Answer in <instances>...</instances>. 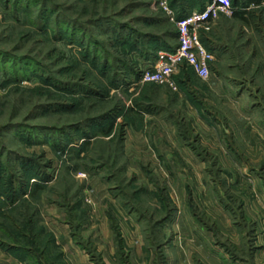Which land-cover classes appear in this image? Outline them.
Returning a JSON list of instances; mask_svg holds the SVG:
<instances>
[{"label":"rangeland","instance_id":"obj_1","mask_svg":"<svg viewBox=\"0 0 264 264\" xmlns=\"http://www.w3.org/2000/svg\"><path fill=\"white\" fill-rule=\"evenodd\" d=\"M199 1L0 0V224L14 223L7 216L26 201L20 202V194L11 201L12 196L26 187L24 198L38 211L35 228L43 229L42 239L53 241L64 264L237 263L229 255L226 261L215 259L212 246H220L222 237H227L226 255L240 244L231 240L233 233L222 235L219 229L211 244L206 231L212 228V211L201 176L223 168L241 173L245 181L252 172L264 176V163L251 161L256 158L251 146L246 149L251 156L240 163L208 161L204 149L212 150L208 144L215 136L186 109L190 101L180 106L170 95L204 93L207 82L187 74V85L176 84V91L132 82L134 68H151L143 66V56L152 57L153 65L167 52L161 47L176 46V15L183 8L197 10ZM197 101L203 107L196 102L193 107L203 120L210 115V123L224 125L225 116L213 115L205 100ZM253 101L257 104L246 100ZM136 105L151 107L138 108L141 125L130 114ZM175 106L196 130L193 139L185 125L170 124ZM244 113L247 124L258 123L263 114ZM158 132L170 141L165 150L174 151L177 161L145 152L146 140ZM256 202L264 214L263 203ZM253 240L250 236L245 246L253 249ZM240 253L235 256L242 258ZM252 260L247 261L264 264V249ZM0 264L29 263L0 246Z\"/></svg>","mask_w":264,"mask_h":264},{"label":"crops","instance_id":"obj_2","mask_svg":"<svg viewBox=\"0 0 264 264\" xmlns=\"http://www.w3.org/2000/svg\"><path fill=\"white\" fill-rule=\"evenodd\" d=\"M243 19L246 21H243ZM202 37L206 49L214 57V61L210 64L211 77L206 83L208 88L204 93L199 91L197 93H177L178 96L176 94L170 95H173V97L180 101V106L183 105L182 102L184 100L190 101L189 104L191 106L185 102L186 109L189 111L193 110L197 117L211 130V136H215L216 139L214 138L215 142L212 143V146L208 144L212 150L204 149L209 162L216 160L219 164H223V162L240 163L245 158L251 156H247L246 153L248 152L246 150L247 147L251 146L253 152L256 153L253 156L256 158H253L251 161L263 164L264 148L262 152L261 149L264 147V144H262L264 142V137L262 138V134L264 136V119H262L264 114V10H253L244 16H241L240 12H235V16H232V18L221 16L207 32L203 33ZM244 86L247 89H244ZM249 87L250 90L248 89ZM251 98L257 101V104L254 101L246 102V100ZM198 99L205 100L207 109L212 111L213 115L221 114V116H225L227 119L223 123L224 125L216 121L215 123L217 125H213V122L210 123V115H207V120H203L200 114L201 110L193 107L195 102L198 104L197 106L203 107V103L197 101ZM232 100H235V102ZM235 104L237 105L236 107L233 106ZM177 108L176 106L172 108L175 115L171 114V116L175 122L170 124L174 126V124L176 125L179 122L180 127H184L185 125L187 131L184 132L190 136L188 139H193L192 136L196 135V130L190 124L191 122L188 125L184 123L183 117L177 114L175 110ZM245 110L251 111V113L253 112L252 114H255V111L263 113L260 115L261 120L259 119L258 123L256 122L257 124L255 122H253L254 124H247L245 122L246 117L243 115L245 114ZM225 111H229L228 114H231L233 118L226 116L227 113ZM237 114H242V119L239 117L237 119ZM248 116H250V121L251 119L254 121L255 115L248 114ZM255 125L258 126V129L253 128ZM216 126H218L219 130L221 129L220 133ZM149 129L152 131V127ZM174 131L176 132V130ZM178 136L183 137L181 130ZM152 137V139L148 138L145 142V145L148 146V151L145 152L149 153L150 158L161 159L164 160L163 162L177 161L178 156L174 151L172 153L170 152V155L165 150L166 147H170V141L163 140L164 136L159 132ZM181 138L178 140L183 143L184 139ZM145 145L144 148H146ZM192 155L197 159L201 157L199 153L193 152ZM218 171L205 170L201 176L204 182L202 183V185L204 184L203 194L209 202V209L212 211L210 218V226L212 228L206 232L212 236L211 244L215 241V232L219 234V229L222 235H224L225 230L230 235L233 233L230 236L231 240H235L236 244L240 245L237 250L231 245L235 251L227 252L226 255L223 251L227 249L225 246L227 237H225L226 241L222 237V243H218L221 247L217 246L216 248L212 246L214 251L212 252L214 255L216 254L215 259L218 261L220 259L226 261L229 255L231 258H235L232 260L235 263L237 262L236 264H247V262L250 264L251 262L247 260L250 258L253 259L252 261H255L258 253L264 249L262 245L264 239H261L262 231H264V218H262V216L264 217L262 212L263 206L261 207L257 203L258 201L256 202V198H259L264 205V176L258 172H252L246 175V178L244 177L245 181H243L242 174L239 172L223 168ZM247 178L252 180V183L249 180L247 181ZM62 235L63 233L60 239L63 241ZM250 236L254 238L253 249L249 248V245L245 246ZM61 247L64 251L65 247L62 243ZM246 247L248 249H245ZM240 250L241 252L243 251L242 254ZM237 252L243 257L246 256L248 259L235 256Z\"/></svg>","mask_w":264,"mask_h":264},{"label":"trees","instance_id":"obj_3","mask_svg":"<svg viewBox=\"0 0 264 264\" xmlns=\"http://www.w3.org/2000/svg\"><path fill=\"white\" fill-rule=\"evenodd\" d=\"M209 1L210 0L199 1L197 5L198 9L194 11L203 10L205 5ZM231 3L233 8L236 9V12H240L241 16H244L246 15V13L251 12L253 10L261 11L260 10L261 4L264 3V0H231ZM252 6L253 8L255 7L256 9L252 10L251 8ZM183 9L180 10V12L176 15V20H181L190 14L189 12H186ZM233 16H235V13ZM243 21L246 20L243 19ZM175 35H176V30H175ZM202 42L205 46L204 39H202ZM92 45L94 46V44ZM161 48L163 49L165 48L167 51L172 52L175 50L176 46L174 48H171L164 45V47ZM144 54L146 53L144 52ZM143 57L146 63L143 66L150 68L152 66V62L154 61L153 58L149 57L148 54ZM142 69L143 67L141 68V66L133 69V73H132L133 83H137L138 80L140 79L141 74L144 72L142 71ZM187 74H191L192 76H194L192 71H187V72H182L179 76L175 78V82L180 88L187 85L186 84ZM138 108L141 109V111L145 112L148 111L149 108L151 107L145 106L143 108H140L138 105H136L135 108L132 107L130 109V114L132 117H134L133 119H135L133 123L134 124L140 123L141 125L142 119L140 113L138 112ZM26 192H27L26 187L24 189L19 187L16 190V193L12 196L11 201H16V199L18 198V194H20V196H22V198L19 199L20 202L26 201V204H23L17 210H14V212L16 211V213L15 214L13 213V217L11 215L7 216L6 220L8 221L12 219L14 220V223L9 225V226H13L12 230L9 228V226L8 228H6L3 224H0V246L5 250H7L14 257L22 261H26L29 264H64L60 253H58L54 247L53 241L45 240L41 238V233H43V229H41V227H39V229L37 228L38 230H36L35 227L38 219V211L35 210L32 206H30V204L27 202V199L24 198ZM160 195L161 194L158 192L157 196L159 200L164 198V197L161 198ZM159 202H160L159 206L161 208V211L162 212L165 211L164 203H162V200ZM79 211L81 210H78L77 214L79 217L82 218L81 215L83 214H81ZM168 217L169 216H166V218ZM43 259H45L46 262Z\"/></svg>","mask_w":264,"mask_h":264},{"label":"built area","instance_id":"obj_4","mask_svg":"<svg viewBox=\"0 0 264 264\" xmlns=\"http://www.w3.org/2000/svg\"><path fill=\"white\" fill-rule=\"evenodd\" d=\"M235 12L231 0H210L203 10L193 11L187 17L176 20L175 50L160 52L158 61L141 74L136 86L153 84L176 91L175 78L187 71H192L202 82H208L214 57L204 46L202 35L221 16L232 18Z\"/></svg>","mask_w":264,"mask_h":264}]
</instances>
